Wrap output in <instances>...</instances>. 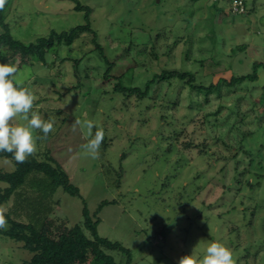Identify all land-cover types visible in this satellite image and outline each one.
Wrapping results in <instances>:
<instances>
[{
    "label": "rangeland",
    "instance_id": "374dc122",
    "mask_svg": "<svg viewBox=\"0 0 264 264\" xmlns=\"http://www.w3.org/2000/svg\"><path fill=\"white\" fill-rule=\"evenodd\" d=\"M76 1L90 7L89 18L73 0H7L5 22L13 39L29 45L89 20L114 64L112 75L124 74L126 86L141 87L163 68L191 70L208 83L214 72L245 75L254 63L264 64V0H248L253 10L244 15L232 12L230 0ZM177 39L167 55L161 49L158 58L149 55V67H136L134 61H144L141 50ZM94 46L82 34L71 46L50 50L45 62L0 50V63L16 66L18 83L37 97L33 110L44 119L57 117L50 139L36 141L37 152L51 150L81 197L57 189L55 224H82L84 207L92 215L101 202L114 201L98 214V234L128 249L132 264L202 258L214 241L231 249L235 264H264V67L256 81L224 88L207 104L203 96L195 99L194 109L188 87L172 83L173 99L181 94L167 108L161 99L166 84L157 100L113 93L114 81L104 82L108 66ZM86 121L94 123L93 135L97 127L105 133L108 147L100 146L98 159L84 154L91 138ZM204 139L202 152L183 146ZM14 169L0 157V170ZM10 205L0 206L7 212ZM106 253L126 261L120 251ZM31 256L0 233V264H22Z\"/></svg>",
    "mask_w": 264,
    "mask_h": 264
},
{
    "label": "trees",
    "instance_id": "16d2710c",
    "mask_svg": "<svg viewBox=\"0 0 264 264\" xmlns=\"http://www.w3.org/2000/svg\"><path fill=\"white\" fill-rule=\"evenodd\" d=\"M73 1L76 2L74 9L85 11L86 18H89L90 7L83 6L76 0ZM247 1H245L244 13H236L231 8L232 12L236 15H244L253 10V8H247ZM7 4L8 2L5 8L0 11V50L2 47H8L11 51L19 53L24 60L45 62V56L50 50L62 45L71 46L80 35L88 34L95 45L94 48L98 50L100 57L108 66L104 73V82L114 81L113 93L120 94L125 98L135 97L140 101L147 98L157 100L163 92L164 84H166L167 89L163 92L161 99L165 102V107L168 108L179 103L180 91L184 87H188L190 99L188 107L194 109L195 99L203 96L207 104L212 94H218L220 97L224 88H231L246 81H256L259 68L264 67L263 63H254L253 71L245 75H233L227 71L214 72L208 83L203 78H198L199 76L194 71L163 68L159 72H154L141 87L126 86L122 82L124 74L112 75L114 64L105 55L98 42V35L89 20L69 31L61 33L52 31L48 37L39 38L35 43L25 45L13 39L9 32L8 25L5 22ZM180 41L181 39L175 40L172 46L166 42L158 43L156 41L150 50L148 48L141 50L144 61L141 65L139 62L134 61L137 64L136 67L142 66L146 69L150 64L149 55L158 58L161 49L163 50L162 54L167 55L168 51H171L172 47H175ZM188 54L189 52H186V58H188ZM197 62V60H193V63ZM172 83L181 85L176 100L171 96ZM79 86L80 84L70 87L68 92L79 88ZM219 111L220 108L214 114H218ZM42 135L43 133L40 131L37 134V136ZM173 135L177 141L180 134L174 132ZM50 137L51 134L49 133L46 140L48 141ZM204 141L205 139L197 145L193 141H189L184 143L183 146L185 148H197L199 152H202V147L205 146ZM107 147L108 144L103 139L101 148L105 150ZM124 156L122 155L121 159ZM0 157L11 160L15 165L12 172L0 170V205L11 202L9 210L5 212L9 228L0 231V233L13 241L21 243L22 247L32 254L31 258L25 260L22 264H77L79 259L87 262L89 258H91L90 264H132L131 253L128 249L120 243L111 242L98 234L100 224L98 214L104 206L113 204L114 201L101 202L92 215L84 207L82 224H75L71 227H67L65 222H63L64 224H55L52 215L59 201H55L53 195L57 189L60 188L71 196L81 197V195L79 189L70 181L67 172L56 161L51 150L45 149L43 152H36L35 155L28 157L24 163H17L12 154L7 152H0ZM112 250L122 252L126 256V261L124 263L115 262L114 258L106 253V251Z\"/></svg>",
    "mask_w": 264,
    "mask_h": 264
},
{
    "label": "clouds",
    "instance_id": "9594fccd",
    "mask_svg": "<svg viewBox=\"0 0 264 264\" xmlns=\"http://www.w3.org/2000/svg\"><path fill=\"white\" fill-rule=\"evenodd\" d=\"M7 0H0V11L5 8ZM17 67L11 63H0V152L12 154L17 163H24L28 157L37 152V140H46L53 132L57 122L56 116L44 119L34 111V102L37 97L29 87L21 86L17 81ZM17 117L26 121V124L17 122ZM81 121L76 120L75 125ZM87 128V135L91 137L82 147L84 154L92 159L99 158V149L104 139L103 128L95 127L92 121L83 124ZM43 133L34 136L35 131ZM6 209L0 206V228L7 227L5 218ZM179 264H235L230 248L220 242H211L202 258L185 255L180 258Z\"/></svg>",
    "mask_w": 264,
    "mask_h": 264
},
{
    "label": "built area",
    "instance_id": "2783aa9c",
    "mask_svg": "<svg viewBox=\"0 0 264 264\" xmlns=\"http://www.w3.org/2000/svg\"><path fill=\"white\" fill-rule=\"evenodd\" d=\"M245 1L246 0H231L233 11L239 14L244 13Z\"/></svg>",
    "mask_w": 264,
    "mask_h": 264
}]
</instances>
